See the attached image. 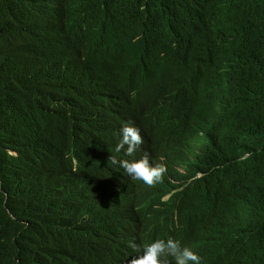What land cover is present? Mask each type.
<instances>
[{
    "label": "trees",
    "instance_id": "1",
    "mask_svg": "<svg viewBox=\"0 0 264 264\" xmlns=\"http://www.w3.org/2000/svg\"><path fill=\"white\" fill-rule=\"evenodd\" d=\"M194 104L208 175L131 200L120 128L163 148ZM171 234L264 264V0H0V264H128Z\"/></svg>",
    "mask_w": 264,
    "mask_h": 264
},
{
    "label": "clouds",
    "instance_id": "2",
    "mask_svg": "<svg viewBox=\"0 0 264 264\" xmlns=\"http://www.w3.org/2000/svg\"><path fill=\"white\" fill-rule=\"evenodd\" d=\"M203 85L211 92L213 98H216L215 92L222 86L219 80H207ZM201 109H205L201 104H194L190 107L193 118L185 122L181 132L169 135L168 146L165 145L163 148L157 147L158 145L152 141L148 144L147 137L140 126L138 128L131 123L122 125L115 151L124 150L130 158L118 160L116 156L111 155L108 163L118 165L125 178L138 182V185L131 189L129 195L131 200L134 196L133 189H137L140 195L142 192H147L145 188L151 191L159 186L161 192L163 180L168 173V168L171 167L177 170L186 169V171H179V177L184 178L178 179V189L175 190V192L185 193L183 199L191 184L199 179L203 180L208 175L204 167L208 161H211L212 156H210L211 152L201 124L209 120L207 110L201 114ZM140 130L142 135L144 134L143 137ZM143 143L147 152L135 155ZM170 156L174 158L169 159ZM190 156L193 158L191 159ZM167 159L170 161H166ZM187 165L190 166L189 169H187ZM183 180L191 182V184L186 185ZM170 197L171 194L165 195L163 201L166 203ZM133 209L135 211L134 207ZM173 218L172 228L176 232L180 230L184 233L186 228L181 223L179 208L174 211ZM159 221L160 218H158L157 224ZM151 224L153 223L151 222ZM149 234L150 232H145L144 236L149 239ZM171 236L172 234L153 239L151 242L144 243L142 248L135 242L129 241V246L139 255L134 256L128 261V264H222L230 251L227 244L216 243L206 255H203L183 239L180 242Z\"/></svg>",
    "mask_w": 264,
    "mask_h": 264
}]
</instances>
